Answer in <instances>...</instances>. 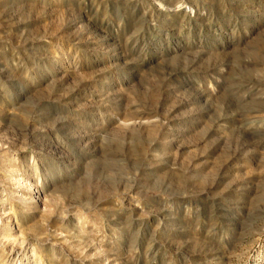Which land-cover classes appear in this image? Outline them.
I'll list each match as a JSON object with an SVG mask.
<instances>
[{
    "label": "rangeland",
    "instance_id": "rangeland-1",
    "mask_svg": "<svg viewBox=\"0 0 264 264\" xmlns=\"http://www.w3.org/2000/svg\"><path fill=\"white\" fill-rule=\"evenodd\" d=\"M0 264H264V0H0Z\"/></svg>",
    "mask_w": 264,
    "mask_h": 264
}]
</instances>
